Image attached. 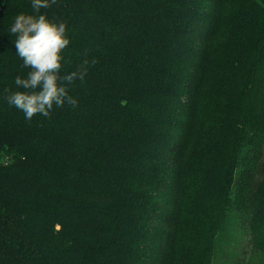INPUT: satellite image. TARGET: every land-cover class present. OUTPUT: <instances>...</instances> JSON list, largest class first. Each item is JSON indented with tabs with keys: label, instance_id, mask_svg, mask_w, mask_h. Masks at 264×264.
Wrapping results in <instances>:
<instances>
[{
	"label": "trees",
	"instance_id": "obj_1",
	"mask_svg": "<svg viewBox=\"0 0 264 264\" xmlns=\"http://www.w3.org/2000/svg\"><path fill=\"white\" fill-rule=\"evenodd\" d=\"M0 7V28L35 15ZM40 14L67 26L62 76L97 62L77 107L29 121L4 90L30 69L0 44V264H264V0Z\"/></svg>",
	"mask_w": 264,
	"mask_h": 264
},
{
	"label": "clouds",
	"instance_id": "obj_2",
	"mask_svg": "<svg viewBox=\"0 0 264 264\" xmlns=\"http://www.w3.org/2000/svg\"><path fill=\"white\" fill-rule=\"evenodd\" d=\"M55 4L57 0H32L35 15L20 13L13 18L10 26L17 56L22 60L23 67L30 71L27 78L17 76L14 81L16 87L24 91H4L8 104L23 112L29 121L37 115L50 118L54 107H77L78 101L69 95L67 85L77 80L83 82L89 65L97 62L85 59L77 70L63 76L60 74L63 52L70 44L67 26L64 22H50L46 14H40L41 9Z\"/></svg>",
	"mask_w": 264,
	"mask_h": 264
},
{
	"label": "rangeland",
	"instance_id": "obj_3",
	"mask_svg": "<svg viewBox=\"0 0 264 264\" xmlns=\"http://www.w3.org/2000/svg\"><path fill=\"white\" fill-rule=\"evenodd\" d=\"M9 31H10V29H8L7 26L0 28V44H2L3 47H5L6 49H9V47H11V49H12L11 52L15 53L16 49L14 48L15 45H14V42H13L15 37L12 36L9 33ZM247 243H248V240L246 238H243V241L239 239L238 243L235 242V246L233 247V250L237 251V249H238V251H239L238 254L241 257L242 256V253H241L242 251H244V250L250 251V247H249V245H247ZM248 256L246 258H248Z\"/></svg>",
	"mask_w": 264,
	"mask_h": 264
},
{
	"label": "crops",
	"instance_id": "obj_4",
	"mask_svg": "<svg viewBox=\"0 0 264 264\" xmlns=\"http://www.w3.org/2000/svg\"><path fill=\"white\" fill-rule=\"evenodd\" d=\"M0 9H1V7H0Z\"/></svg>",
	"mask_w": 264,
	"mask_h": 264
}]
</instances>
